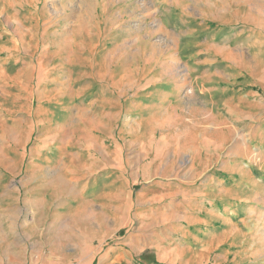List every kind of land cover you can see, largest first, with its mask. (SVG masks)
I'll return each mask as SVG.
<instances>
[{
  "label": "rangeland",
  "instance_id": "1",
  "mask_svg": "<svg viewBox=\"0 0 264 264\" xmlns=\"http://www.w3.org/2000/svg\"><path fill=\"white\" fill-rule=\"evenodd\" d=\"M263 123L264 0H0V264H264Z\"/></svg>",
  "mask_w": 264,
  "mask_h": 264
},
{
  "label": "crops",
  "instance_id": "2",
  "mask_svg": "<svg viewBox=\"0 0 264 264\" xmlns=\"http://www.w3.org/2000/svg\"><path fill=\"white\" fill-rule=\"evenodd\" d=\"M264 125V123H263ZM241 138H244V142H246V138L245 136H242ZM205 202V200H204ZM159 203V202H158ZM189 202L186 203L185 209L186 211L190 212L191 211V206L190 204H188ZM137 207H138V212L136 213V222H138L139 227L137 230H135L136 234H132V235H127L126 239H129L130 242V246L128 245V247H133V252L140 254L141 250L145 247L153 246V248L155 250L159 249V240H158V236H159V232L160 229L159 227L153 226L150 227V221L151 218L153 220V217H157L158 215L162 214H167L166 212V204H160V205H151V202H137ZM171 210H174V205H170L169 207ZM129 209L130 211V204H125V209L123 211H127ZM123 214V213H122ZM124 216H122V218L117 221V223L119 224V226H126L127 223H129V219H127V217L125 216V214H123ZM152 222V221H151ZM147 223L149 224V226L147 225ZM130 224V223H129ZM156 227V228H155ZM217 239H215L216 241ZM214 241V242H215ZM213 242V244H214ZM212 244V246H213ZM152 248V249H153ZM212 248V247H211ZM210 248V249H211ZM164 253H168V251H164ZM122 255V253H121ZM115 257V255H114ZM124 258V256H123ZM117 264H120V262H118Z\"/></svg>",
  "mask_w": 264,
  "mask_h": 264
}]
</instances>
